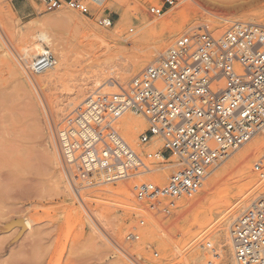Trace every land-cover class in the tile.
I'll use <instances>...</instances> for the list:
<instances>
[{
  "label": "rangeland",
  "instance_id": "1",
  "mask_svg": "<svg viewBox=\"0 0 264 264\" xmlns=\"http://www.w3.org/2000/svg\"><path fill=\"white\" fill-rule=\"evenodd\" d=\"M81 1L90 16L69 9L46 11L38 0H0V264H137L128 257L129 248L140 249L134 258L141 264H235L226 235L220 244L215 231L220 216L227 214L229 221L224 229L228 234L241 212L264 197V152L254 153L239 164L254 142L264 139V133L254 136L212 170L203 187L194 193L205 191L200 207L188 211L192 194L178 201L177 209L166 218L162 214L148 215L135 201L140 184L152 181L163 186L175 170L168 164L145 159L159 151L162 144L157 139L140 144L138 139L148 128L143 117L126 111L129 117L142 121L133 140L117 130L151 172L113 183L100 181L80 188L78 195L63 166L57 130L67 115L85 102L77 99L71 89L73 77L101 71L99 80L110 85L113 73L119 72L122 80L115 90L119 93L185 33L204 29L219 35L237 21L264 26V0L219 4V13L213 11V15L189 10L186 2L176 0L160 17L148 13L149 7L161 6L160 0H102L101 4ZM14 2L30 6L31 15L19 18ZM103 16L113 20L110 28L95 23V18ZM144 22L165 26L150 31L142 25ZM24 32H44L64 49L61 78L45 91V100L16 61L23 45L31 46L36 40L18 45L10 41ZM48 48L56 65L58 52L50 44ZM136 60L145 61L140 72L122 71ZM104 93L106 99L111 96ZM67 102H72L70 108H66ZM208 184H212L209 190ZM121 185L132 191L128 200L118 190ZM21 214L34 222L32 231L20 224ZM141 218L145 223L138 226ZM175 218L178 220L174 223ZM131 230L138 240L125 239Z\"/></svg>",
  "mask_w": 264,
  "mask_h": 264
},
{
  "label": "built area",
  "instance_id": "2",
  "mask_svg": "<svg viewBox=\"0 0 264 264\" xmlns=\"http://www.w3.org/2000/svg\"><path fill=\"white\" fill-rule=\"evenodd\" d=\"M38 1L46 11L69 9L90 16L81 0ZM160 2V7L148 8L149 15L160 17L176 0ZM95 23L110 28L113 20L103 16ZM25 61L19 62L29 75L43 74L55 64L48 47ZM126 111L147 123L138 139L141 145L154 139L162 144L145 159L175 169L163 186L140 184L135 201L148 215L168 218L178 201L202 188L216 166L264 133V26L234 22L219 35L204 29L185 33L119 93L109 99L91 98L67 116L59 126L57 146L75 194L100 181L150 173L116 129L117 118ZM70 167L76 172L75 183ZM144 223L141 218L138 226ZM125 239L136 241L139 236L131 230ZM230 239L236 264H264V197L252 201L234 220Z\"/></svg>",
  "mask_w": 264,
  "mask_h": 264
},
{
  "label": "bare ground",
  "instance_id": "3",
  "mask_svg": "<svg viewBox=\"0 0 264 264\" xmlns=\"http://www.w3.org/2000/svg\"><path fill=\"white\" fill-rule=\"evenodd\" d=\"M230 1H234V0H179L180 3L186 2L187 3L186 6H188L187 9H189V10L205 11L207 13H212L213 11H215V13L218 12L219 4H223V5L225 4L226 5L227 3L229 4ZM238 1L243 2V3L248 2V0H238ZM92 2H94L95 4H101L102 0H92ZM212 15H213V13H212ZM237 22H241V21H237ZM0 23H2L1 16H0ZM243 23L257 24V23H253V22H243ZM142 25L144 27H148V29L150 31H158L160 28H163L165 26L164 23L152 24L151 22H148V23L144 22ZM257 25H260V24H257ZM2 29H4V27ZM48 38L49 37L46 36L44 34V32H37L36 34L24 32L18 39L13 38L12 40H10L12 43L14 41V43H17V45H18V43H31L36 39L33 42V44H31V46H25L24 47V45H25L24 44L23 48L20 49V52H18V53L16 52L17 53V60L16 61H18V64H19L18 66H21L22 68H23V65L19 62L20 60H21V62H26L25 60L27 58H33V57L38 56L43 51L44 47H49V44H50V46H52L53 49H55L58 52V62H56V65L54 64V66L51 70H49L43 74H40V75H29L28 73H26V74H28V75H26L27 78L33 79V81L28 79L30 84H32L31 82H34V86H35L36 90L43 95L44 100L46 99L45 91L48 90V88L50 86H52V84L54 85L55 81H57L58 79L61 78V73H60L61 67L64 65V60H65V55L63 53L64 49L61 46V44L58 41L50 40ZM13 45L14 44H12V46ZM15 46H16V44H15ZM15 46H14V48H16ZM16 49H14V51H16ZM16 53H14V54H16ZM11 65H12V63H11ZM144 66H145L144 60L143 61H137L136 60V61L132 62V64L129 67L122 69V71L124 73H129L131 71V72H133V74L134 73L136 74V72H140L144 68ZM23 71H25L24 68H23ZM100 73H101V71H99V74L98 73L92 74L91 76L78 75V76H75L72 78L73 84H72V88L71 87L70 88L75 90L74 93H75L77 99H79L80 101L85 99L84 101L86 102L87 100L94 98L95 95H99V96L105 95L106 93H104V92H107L108 93L107 95L117 94L115 92V90H117L119 88V86H120L119 83L122 80L119 72L113 73V77H112L113 81L110 85L102 84V82L99 80L100 79L99 77L102 76V74H100ZM106 86L108 87V89L107 88L105 89ZM108 99H109V97H108ZM71 103L72 102H67L66 108L67 107L70 108ZM47 106H48V104H47ZM75 111H73V112H75ZM73 112H71L67 116L71 115ZM140 125H142V121L139 118L129 117L126 114V112H123L122 114H120L116 120V129L120 130L129 140L134 139V137L136 136V134L138 132V128ZM57 131H58L57 141H59V136H60L59 131H61V130L58 128ZM262 152H264V139L256 140L254 142V144L248 149L247 156H245L241 161H239V164L243 163L252 154H254V153L259 154ZM56 160H58V159L56 158ZM149 171L151 172L150 169H149ZM68 172H69L70 177L73 179V181L75 183L77 180L75 169L70 167L68 169ZM134 174H136V173L133 172L132 175H134ZM211 188H212V184L211 185L208 184L206 187V189H208V190ZM118 190L122 191V195L124 196V198L126 200H128L130 198V196L132 195V191L129 189V187H126L125 185H121L118 188ZM100 191L101 192H107V191L111 192L113 190L112 189H101ZM204 196H205V191L198 192L196 195L193 194L192 198L188 202V211L189 210L190 211L195 210L196 208L200 207L201 203L204 199ZM240 204L243 205L244 204L243 201H241ZM183 214H185V212ZM21 215H22L21 216L22 218L20 220V224L27 231H29V232L32 231L34 222H32V220L30 218L25 217L23 214H21ZM180 217H181V215H180ZM178 218H179V216H178ZM177 220L178 219L175 218L174 223ZM219 221H220V224L218 225L217 230L215 231L216 232L215 233L216 239L221 244V241L222 240L224 241L223 236L226 235L225 236V242L227 243V245L230 247V250H231L230 230H228V234H227L226 229H224L225 226L227 225L228 221H229V215L227 216V214H224L223 216H220ZM138 253H140V249H134V250L130 251V248H129L127 255H128V257H130V259L135 261L137 264H141L140 262H138V260L136 258H134V255L138 254ZM231 253H232V250H231ZM231 256H232V262L235 263L233 255H231ZM30 261H31V259H30ZM35 263L38 264V262L34 261L33 264H35ZM26 264H27V262H26ZM40 264H41V262H40Z\"/></svg>",
  "mask_w": 264,
  "mask_h": 264
},
{
  "label": "crops",
  "instance_id": "4",
  "mask_svg": "<svg viewBox=\"0 0 264 264\" xmlns=\"http://www.w3.org/2000/svg\"><path fill=\"white\" fill-rule=\"evenodd\" d=\"M12 6L17 16L21 19L28 18L31 15L30 11H32V9L30 8V6L26 8V7L20 6L18 2L12 3Z\"/></svg>",
  "mask_w": 264,
  "mask_h": 264
}]
</instances>
